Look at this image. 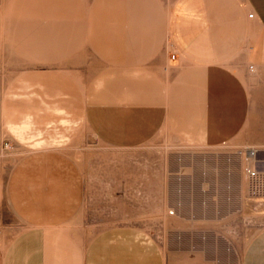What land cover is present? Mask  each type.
<instances>
[{"label": "crops", "instance_id": "obj_1", "mask_svg": "<svg viewBox=\"0 0 264 264\" xmlns=\"http://www.w3.org/2000/svg\"><path fill=\"white\" fill-rule=\"evenodd\" d=\"M80 22L68 23L73 39L63 35L46 48V62L66 60L81 47ZM112 26L100 39L105 47L97 57L105 59L88 56L97 75L83 101L82 122L100 142L129 150L167 131L193 149L235 140L237 149L264 151V0H176L168 20H113ZM19 89L30 87H11L1 109L13 117L0 129V153L21 146L24 155L8 172L0 162V264H228L221 257L163 256L161 234L194 224L192 215L163 210L171 193L167 174L149 188L141 180L138 194L162 200L149 218L145 211L132 220L130 206L99 210L98 183L91 187L77 163L59 152L66 132L46 130L50 100ZM21 93L30 97L25 104ZM65 97L59 92L50 108L64 111ZM64 117L58 121L66 123ZM129 179L117 195L109 187L106 195L130 200ZM131 234L149 238L133 256ZM235 264H264V230Z\"/></svg>", "mask_w": 264, "mask_h": 264}, {"label": "rangeland", "instance_id": "obj_2", "mask_svg": "<svg viewBox=\"0 0 264 264\" xmlns=\"http://www.w3.org/2000/svg\"><path fill=\"white\" fill-rule=\"evenodd\" d=\"M175 2L0 0V129L5 120L13 117L4 115L1 110L4 103L10 101L7 95L12 93L11 87L29 86L30 89L18 91L37 92L36 97L39 93L45 101L50 100L46 103V130L67 134L59 147L60 154L69 162L77 163L91 187L98 183L99 210L130 206L132 220L140 219L139 213L145 211L149 218L153 215L151 210H160L162 205L170 215L180 210L183 216L192 215L190 219L194 224L182 223L178 227L181 232H171L176 227L169 226L170 230L161 234L167 243L164 257H221L226 258L228 264H235L250 240L264 230V151L237 149L235 140L217 148L196 146L193 149L194 143L187 138L169 135L167 131L160 132L139 148L115 149L100 142L82 122L84 95L89 81L97 75L90 67L92 58L88 56L94 54L99 61L105 59L97 57L105 47L100 39L113 29V20H168ZM74 20H81L83 25L80 26L84 27L81 47L66 60L46 62V48L48 50L52 42L53 46L57 45L63 35L74 38V32L67 30L68 23ZM60 68L66 72L46 75ZM59 92L66 93L65 100L61 99L65 110L56 112L50 106ZM24 96L21 93L20 97ZM24 98L25 104L30 97ZM63 116L66 123L58 121ZM23 155L21 146L0 153L2 168L8 172ZM253 171L255 176L251 174ZM166 174L171 182V193L163 202L161 198L154 200V195L151 198L149 191L146 198L138 194L143 177L149 188L155 176ZM128 178L129 184L125 186L130 189L127 197L130 200L116 199L119 193L116 188ZM108 187L116 195H106ZM130 241L133 256L149 238L144 234H131Z\"/></svg>", "mask_w": 264, "mask_h": 264}, {"label": "built area", "instance_id": "obj_3", "mask_svg": "<svg viewBox=\"0 0 264 264\" xmlns=\"http://www.w3.org/2000/svg\"><path fill=\"white\" fill-rule=\"evenodd\" d=\"M252 16V15H251ZM172 59H174L175 58V56L174 55H172V57H171ZM252 175H256V172L255 171H253L252 173H251Z\"/></svg>", "mask_w": 264, "mask_h": 264}]
</instances>
